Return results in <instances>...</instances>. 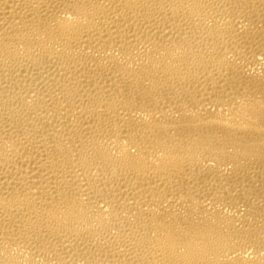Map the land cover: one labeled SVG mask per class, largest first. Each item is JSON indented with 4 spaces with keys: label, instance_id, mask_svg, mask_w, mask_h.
Returning <instances> with one entry per match:
<instances>
[{
    "label": "bare ground",
    "instance_id": "1",
    "mask_svg": "<svg viewBox=\"0 0 264 264\" xmlns=\"http://www.w3.org/2000/svg\"><path fill=\"white\" fill-rule=\"evenodd\" d=\"M0 264H264V0H0Z\"/></svg>",
    "mask_w": 264,
    "mask_h": 264
}]
</instances>
